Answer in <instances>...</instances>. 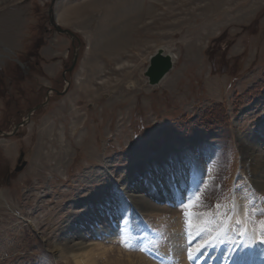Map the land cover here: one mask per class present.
Instances as JSON below:
<instances>
[{
  "label": "rangeland",
  "instance_id": "374dc122",
  "mask_svg": "<svg viewBox=\"0 0 264 264\" xmlns=\"http://www.w3.org/2000/svg\"><path fill=\"white\" fill-rule=\"evenodd\" d=\"M52 1L79 39L50 23ZM158 48L176 58L151 86ZM263 82L264 0H0V132L49 93L0 134V264H194L220 244L224 264L264 261L239 218L221 235L236 197L264 243V170L245 149L264 155ZM218 104L225 128L193 127Z\"/></svg>",
  "mask_w": 264,
  "mask_h": 264
},
{
  "label": "bare ground",
  "instance_id": "6f19581e",
  "mask_svg": "<svg viewBox=\"0 0 264 264\" xmlns=\"http://www.w3.org/2000/svg\"><path fill=\"white\" fill-rule=\"evenodd\" d=\"M66 9V8H65ZM62 15V14H61ZM63 17V15H62ZM57 21H58V18H57ZM174 57V60L176 58L175 55H173ZM74 130V129H73ZM72 134L76 135L77 134V130H74L72 132ZM245 149H246V152L248 154V156H251L253 158V162H254V170H256V173H260V170H264V155H261L257 152V150H255V146H250V145H246L245 146ZM257 149V148H256ZM259 177V176H257ZM257 181L260 183V184H264V179H257ZM262 187H264V185H262ZM147 202V201H146ZM142 203H143V200H142ZM246 204V203H245ZM245 204L243 201H239L238 198L235 197V199L233 200L232 203H230V211L228 212L225 211V212H228V215L225 216V220L223 222H221V235H224L226 230H227V226H230V224L232 223H235V220L237 218L240 219L241 223L242 224H246L247 225V231L249 233V252L250 253H254L255 254V251H258V250H261L259 252H262L264 253V243H261L260 241H258V238H259V235H258V232L255 228H252L251 226H248V223H247V217H246V209H245ZM158 210H163V208L161 207H158L157 208ZM229 209V208H228ZM224 212V214H225ZM203 216V215H202ZM220 217V216H219ZM192 218H194L192 216ZM199 219H203V217L201 218V216H198V221ZM202 221V220H201ZM200 222V221H199ZM195 223V222H194ZM195 225V226H194ZM194 225H191L193 226V228H197L199 225H197V223H195ZM202 226V225H201ZM197 228L198 232L200 233V231H203L204 228ZM196 230V231H197ZM207 231V230H206ZM206 233V232H205ZM195 234V233H194ZM203 234V233H202ZM176 237L173 238V241H171V244H173V247H174V250L175 251H178V252H183L185 246L182 245L181 243V239L180 237L178 238L177 235H175ZM203 237V235H201ZM204 238H207V235L204 236ZM175 239H178L177 241H175ZM202 239V238H200ZM208 240V239H207ZM209 241V240H208ZM199 243V242H198ZM84 243H80V242H77L73 245H70L69 247H71V250H69V247L64 246V250H69V251H72L73 253H76L77 255H89V254H95L97 252L94 251V249L96 248H89L88 246L86 245H83ZM202 244V243H201ZM199 244V245H201ZM185 245V244H184ZM233 245L232 244H229V247H231ZM227 246V245H226ZM102 247V246H101ZM194 247V246H193ZM217 247V246H216ZM105 248V247H104ZM192 248V247H191ZM228 246L225 247L223 246L222 244L218 245L217 247V250L215 252V256L214 257H209L207 254H204L203 257H201L202 255H200V258L197 259L195 261L196 264H224L223 263V260L228 258L230 254L232 253H228ZM189 249V248H188ZM211 249V248H210ZM258 249V250H257ZM192 250V249H190ZM186 251V250H185ZM194 251V250H193ZM196 251V250H195ZM64 252V251H63ZM197 252V251H196ZM208 252V251H207ZM206 252V253H207ZM242 252V251H241ZM65 253V252H64ZM100 254H104L105 252H99ZM195 253V252H194ZM192 254V253H191ZM199 254V253H197ZM229 254V255H228ZM126 255V254H125ZM135 255V254H134ZM224 255H227L224 257ZM251 254H248V255H244V256H237L236 253L232 255L231 257V261L233 264H263L264 261H258L256 258L252 260V257L250 256ZM90 256V255H89ZM93 257V255H91ZM128 257L127 258V264H133V256L130 255V256H126ZM136 258V257H135ZM139 258V257H138ZM142 258V257H141ZM140 258V259H141ZM91 260H93L92 258H89ZM114 264H126L125 263V260L126 259H123V256L121 257L119 255V257H117V259H114ZM136 260V259H135ZM139 260V259H138ZM142 260V259H141ZM145 261V260H144ZM90 261H82V259H79L78 261H76V264H91L89 263ZM93 262V261H92ZM113 263V260L111 261ZM138 262V261H137ZM141 263V262H140ZM139 263V264H140ZM194 263V264H195ZM138 264V263H137ZM142 264V263H141ZM148 264V263H146Z\"/></svg>",
  "mask_w": 264,
  "mask_h": 264
},
{
  "label": "water",
  "instance_id": "95a60500",
  "mask_svg": "<svg viewBox=\"0 0 264 264\" xmlns=\"http://www.w3.org/2000/svg\"><path fill=\"white\" fill-rule=\"evenodd\" d=\"M54 4H55V2L52 1V6L50 9V13L52 16L50 17V23L54 26V28L56 29V31L58 33L69 35L72 38L71 40H73V41L79 39V37L77 36V34L74 31H72L71 29H68V28H63L58 23L57 17L55 15L56 12H55ZM77 57H78V54L75 53L72 64L67 69L66 73L71 72L74 69V67H75L74 65L77 63ZM173 61H174L173 55L171 53L165 52V50L162 48H158L157 51L153 55L150 56V62H148L149 65L145 71V76H147L148 81L151 84V86L159 84L161 82V80L166 76V74L171 71V69L173 68V65H174ZM48 97H49V93L47 94L46 102H44L42 104H38L34 108H32L27 113L26 118L21 119L22 121L15 126V128L12 132H0V134H3L5 136H10V135L15 134L14 132H16L21 126L30 122L31 115L33 114L34 111H36L37 109L46 105V103L49 100ZM26 165H27V161L25 160V161H23V163H21V165L16 167L15 171L23 170Z\"/></svg>",
  "mask_w": 264,
  "mask_h": 264
},
{
  "label": "trees",
  "instance_id": "16d2710c",
  "mask_svg": "<svg viewBox=\"0 0 264 264\" xmlns=\"http://www.w3.org/2000/svg\"><path fill=\"white\" fill-rule=\"evenodd\" d=\"M42 44L43 42H41L40 40L39 43L37 42L36 45L40 47ZM260 84H262L261 89H264V82ZM221 107L222 106L218 104L213 108L205 110L204 113L201 115V118L198 121L192 123L193 127H204L206 129L213 130H222L223 128H225L228 125L230 119L227 117L226 111H222L223 109ZM188 122L189 121H186L183 127H186V129L189 131L188 127L189 125H191V123ZM175 129H177V126L171 125V127L167 130L168 134H166L169 138L171 137V132H174Z\"/></svg>",
  "mask_w": 264,
  "mask_h": 264
},
{
  "label": "crops",
  "instance_id": "0c3cea01",
  "mask_svg": "<svg viewBox=\"0 0 264 264\" xmlns=\"http://www.w3.org/2000/svg\"><path fill=\"white\" fill-rule=\"evenodd\" d=\"M26 24L29 25V22L26 21ZM58 50H56L53 46H51L48 42L46 44H44L41 48V53L42 55H45V54H48L49 57H54V53H57ZM51 54V55H50ZM46 69L47 71L46 72V75L48 77H54V75H56L58 73V65L57 64H46Z\"/></svg>",
  "mask_w": 264,
  "mask_h": 264
},
{
  "label": "flooded vegetation",
  "instance_id": "af4514ba",
  "mask_svg": "<svg viewBox=\"0 0 264 264\" xmlns=\"http://www.w3.org/2000/svg\"><path fill=\"white\" fill-rule=\"evenodd\" d=\"M19 160L17 161L16 167L21 165V163H23L24 159L23 158H18ZM15 167V169H16Z\"/></svg>",
  "mask_w": 264,
  "mask_h": 264
}]
</instances>
